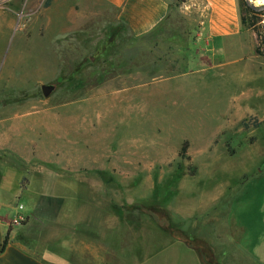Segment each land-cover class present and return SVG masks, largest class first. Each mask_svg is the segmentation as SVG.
Returning a JSON list of instances; mask_svg holds the SVG:
<instances>
[{
    "label": "rangeland",
    "instance_id": "rangeland-1",
    "mask_svg": "<svg viewBox=\"0 0 264 264\" xmlns=\"http://www.w3.org/2000/svg\"><path fill=\"white\" fill-rule=\"evenodd\" d=\"M67 1L0 0V244L28 192L71 205L109 195L131 222L146 214L164 225L154 208L171 220L196 209L201 232L204 210L258 204L264 0H246L255 28L241 24L220 51L197 39L181 0L140 40ZM42 84L54 85L47 97Z\"/></svg>",
    "mask_w": 264,
    "mask_h": 264
},
{
    "label": "crops",
    "instance_id": "crops-1",
    "mask_svg": "<svg viewBox=\"0 0 264 264\" xmlns=\"http://www.w3.org/2000/svg\"><path fill=\"white\" fill-rule=\"evenodd\" d=\"M181 1L186 10L196 13L195 22L187 25H197V39L205 40L212 49L220 51L222 42L239 32L236 0ZM67 2L66 7L90 10L88 16H108L110 25L125 27L139 40L168 21L171 11L179 6L176 0H75V6ZM25 195L28 209L19 205L26 224L15 230L13 224L9 227L8 242L0 250V264H210L211 259L216 264H264V196L257 199L258 204L237 206L240 211L227 215L222 210H204L206 232L196 226V209L184 212L186 220L172 219L177 231L183 229L188 236L203 238L209 253L206 257L184 236L173 235L154 217L140 215L138 222H131L130 212L124 206L115 210L109 195H93L86 205H71L69 197ZM219 195L210 197L209 203ZM256 207L258 215L250 211ZM119 233L128 237L126 242L116 240L115 234Z\"/></svg>",
    "mask_w": 264,
    "mask_h": 264
},
{
    "label": "trees",
    "instance_id": "trees-1",
    "mask_svg": "<svg viewBox=\"0 0 264 264\" xmlns=\"http://www.w3.org/2000/svg\"><path fill=\"white\" fill-rule=\"evenodd\" d=\"M238 9H239L241 24L246 26V27H252V28L254 27L255 28V23H256V19H257V17H255V12L257 11V9L254 8L253 6L249 5L246 0H238ZM256 34H257V38L260 42V46L264 50V33H262L261 31H257ZM243 124L245 127H247V124H245V123H243ZM154 210L160 211L158 213H163L164 215L165 214L167 215V216H165L167 224L162 225L163 228L168 230L173 235L184 236L186 238L187 242L195 245L197 247V249L200 252H202V254H204V256L209 257L207 245L206 244L204 245V242L202 240H200L199 238H197L195 236H188L186 233L184 235L180 230L177 231L178 230V228L176 227L177 225H175L172 222L167 211L164 210L163 208H161V209L154 208ZM178 232H180V233L178 234ZM8 239H9V231H7L4 239L2 240V242L0 244V250H3L6 243L8 242ZM210 264H216L214 259H211Z\"/></svg>",
    "mask_w": 264,
    "mask_h": 264
},
{
    "label": "built area",
    "instance_id": "built-area-1",
    "mask_svg": "<svg viewBox=\"0 0 264 264\" xmlns=\"http://www.w3.org/2000/svg\"><path fill=\"white\" fill-rule=\"evenodd\" d=\"M21 208H22V206L21 205H18V209H19V211H18V215L13 219V221H12V224L14 225V226H19V225H21L22 224V222L24 221V216H23V214H22V212H21Z\"/></svg>",
    "mask_w": 264,
    "mask_h": 264
},
{
    "label": "water",
    "instance_id": "water-1",
    "mask_svg": "<svg viewBox=\"0 0 264 264\" xmlns=\"http://www.w3.org/2000/svg\"><path fill=\"white\" fill-rule=\"evenodd\" d=\"M54 90V85L53 84H42L41 85V91L42 94L47 97L50 95V93Z\"/></svg>",
    "mask_w": 264,
    "mask_h": 264
}]
</instances>
